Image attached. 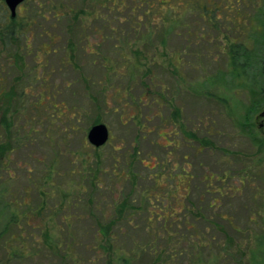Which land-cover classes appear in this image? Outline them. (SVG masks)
I'll list each match as a JSON object with an SVG mask.
<instances>
[{"label": "rangeland", "instance_id": "obj_1", "mask_svg": "<svg viewBox=\"0 0 264 264\" xmlns=\"http://www.w3.org/2000/svg\"><path fill=\"white\" fill-rule=\"evenodd\" d=\"M145 1L156 2L144 0L140 4L143 11L148 8ZM228 1L230 0L196 1L219 6L223 14L219 23L226 27L223 26L218 31L206 26L196 29V14L191 11L183 18V22L190 25L191 35L184 32L185 29L179 30L178 32L183 34L169 35L166 38L167 44L163 47L156 43L158 39L155 33L151 41L145 38L147 45L143 41L134 43L135 36L126 34L133 33V30L129 26L131 24L125 22L124 16H129L128 11L136 8L138 3L125 0L127 10L121 13L122 18L115 21L118 34L115 33L114 40L106 39L101 46L103 53L114 47V68L118 71L115 74L111 72L105 76L106 69L100 66L97 56L87 57L88 59L81 62H78V59L69 60L64 53L62 42L53 46L52 50L55 52L49 55L40 52L42 57L37 55L40 44L48 41L46 35L39 37L38 34L47 31L50 26H67L64 20L56 22L52 18L46 22L40 20V27L33 30L35 34L29 51L25 48L24 39H20V48L15 54V59L18 63L23 61L25 64L21 72L9 65L13 63V56L11 61L9 56L0 58V91L12 86L16 87L17 91L15 111L2 100L0 93V144L5 143L2 124L7 114L8 122L13 123L10 130L11 140H7L12 147L9 159L0 165V209L7 203L14 204L0 216V233L5 226L9 229L8 233L0 238L2 264H9L5 263L6 250L3 249L6 239L12 240L14 245L10 252L19 255V258H14L15 262L12 264H121L117 256L124 252L127 253L125 256L131 257L133 249L139 255L137 260L133 259V264H148L145 261L149 260V255H154V251L148 250L145 256L138 250L139 244L143 247L148 239L144 227L147 207L141 192L152 187L153 181L149 175L156 169L151 170L145 167V164L151 167L155 160L161 162L167 159L170 161V167H174V163L178 165L177 169L173 170L174 173L181 172V167L185 166L180 157L186 153L185 149L166 156V149L158 145L162 140L155 129L168 118L170 103L181 108L183 118L185 121L189 120L190 127L201 128L214 123V127L223 132L222 137L215 140L217 150L203 151L193 157V170L196 174L201 175L204 170L209 169H228L232 175L239 170L243 175L239 193H230L231 195L223 198L219 208L204 211L206 217L222 224L221 229L218 228L219 231L213 234V227H210L208 222L199 221L196 222V233L201 235L205 232L206 240L210 234L215 235V242L222 245L221 249L225 247L228 253H225V260L220 264H239V258L241 264L250 263L251 251L257 246L258 234L264 223V182L257 177L264 170V154L245 132L242 136L235 133L236 117L229 113L226 104L213 96L224 94L225 79H230L228 54L231 41H235L237 45L245 43L242 45L250 48L247 51H252L253 46L257 45L260 34H251V28L254 27L252 23L259 22L258 10L263 8L264 0H244L245 5L240 6L237 11L227 13L224 7L228 6ZM29 4L31 9L30 6L34 3ZM85 6L86 10L92 11L89 4ZM232 6L231 3L229 8ZM78 7L80 8V3ZM20 11L19 9L18 16ZM237 14L241 15L240 18L236 17ZM1 17L0 13V19ZM226 17L230 21L226 20ZM84 21L86 25H101L100 21L96 23L86 16ZM139 31L146 33L143 27ZM202 33L211 44L205 38H201L198 43L193 39ZM225 37H229L228 43L222 41ZM123 38H128L129 45ZM92 41L101 42L96 39ZM262 46L264 45L259 44L260 48ZM175 52L181 59L177 66L170 60ZM146 53L148 60L153 54L158 64L146 60ZM94 58L98 61L95 64L92 62ZM41 60L46 61L45 68L36 65V62ZM249 62L255 64L250 67L254 73L262 64V61L259 58L256 60L255 57L249 59ZM139 63L143 65L136 66ZM76 65L80 69L83 68L82 74L87 81H83ZM35 72H38L41 78H46V93L40 87L41 81L33 80L32 75ZM252 76L254 75L250 72L251 79ZM233 83L232 81L229 84L230 89L234 88ZM23 89L27 94L20 97ZM148 89L151 94L146 92ZM160 91L163 97L158 105L150 95L154 96L152 93ZM41 93H51V100L46 101L45 95ZM246 95L243 90L241 100L244 107L249 104ZM54 103L58 104L55 111L52 107ZM262 112L263 110L255 115V122H262L259 118ZM158 114L161 117L156 116ZM146 117L151 121L148 122ZM97 119L109 127L113 137L110 143L100 149L93 147L87 140L88 131ZM135 121L138 125L146 124L152 129V133L144 135L135 125ZM220 148L227 149V153L232 154L241 151L240 166L237 165L240 156H228L229 161L225 163L224 153ZM136 152L140 153L138 160H133V153ZM189 153L192 155L191 150ZM112 155L118 160L115 173L111 171L114 165ZM142 159L146 161L144 164ZM128 169L131 173L126 174ZM251 171L255 172V177L249 179L245 172L250 174ZM183 178H186L185 174ZM181 182L180 179L178 183ZM231 183L240 187L236 178H231ZM169 185H173V182ZM202 188V185H199V189H194V195L191 197L195 203L199 202ZM125 200L128 201L129 209L125 217L117 222L111 236L115 251L120 252L110 259L108 251L104 249L107 239L100 236V226L116 219L115 208ZM170 200L172 207L181 211L179 216L187 217L190 222L191 216L187 209L177 208L173 204H176L174 199ZM186 202L187 200H184V203ZM188 207L190 208V203ZM254 212L259 213V216H256L255 222L252 223L250 219L254 217ZM12 214L14 223L10 222ZM155 227L163 232L159 237L161 247L169 251L184 250L183 252L187 253L179 257L176 264H189L190 248L186 240V227L173 228L172 232L177 234L179 231L181 234L182 239L179 241L172 240L174 237L179 238L176 234L169 236L164 233L161 228L162 221ZM19 230L25 235L23 243L18 242ZM197 240L193 238L196 245ZM210 243L214 245L211 249L208 245ZM210 243H207L206 249H195L196 254L204 257V260L209 252L213 256L218 253L217 244L211 241ZM23 244L27 246L24 249ZM65 254L69 257L65 258ZM23 255L24 257H21ZM30 255L34 257L29 258Z\"/></svg>", "mask_w": 264, "mask_h": 264}, {"label": "trees", "instance_id": "obj_2", "mask_svg": "<svg viewBox=\"0 0 264 264\" xmlns=\"http://www.w3.org/2000/svg\"><path fill=\"white\" fill-rule=\"evenodd\" d=\"M133 3H138V6L136 8H131L128 12L130 13L129 16H124L125 22H129L131 25L130 27H137L141 28L143 27L144 33H135V42L136 44L141 43L142 41H145V38L147 41H151V37L153 36V33H155L157 37L156 43L159 45H162L163 47L166 46L167 40L166 38L169 35L174 34H183L182 32H178L179 30L185 29L187 34L191 35L190 33V25L185 22H183V18L187 15L188 12L194 11L196 14L195 18V28L201 29L202 27L206 26L207 28H211L213 30H219L223 26L226 27V25L219 23L220 20H222V13L221 8L218 6H213L210 3L202 4L197 3V0H183L181 2L176 0H156V2L151 1L150 3L146 2L147 4V10L143 11L141 9L140 4L144 0H130ZM29 3H34L33 6L31 5V9L28 7L30 5ZM57 3V4H56ZM80 3V8L78 7ZM233 4V8L230 7V4ZM85 4H89L91 6L92 11L89 12V10H86ZM246 2L244 0H234V1H228V6L224 7L225 10H227V13L237 11L240 6L245 5ZM263 8L259 9L258 15H259V22L252 23L254 24V27H252L251 34L258 33L260 34L259 39H257L256 43L257 45L253 46L252 51H247L250 49L246 45H242L245 43H242L241 45H237L235 41H231L232 44H230L229 47V66H228V75L230 79H225L226 87L223 85L224 88V94L215 95L213 97L218 98V100L224 104H226L227 108L229 109V113L234 114L236 117L237 123L243 124V132L247 134V136L250 137L252 143L255 146H258L260 150L263 151L264 154V135H261L259 133H256V126L254 117L257 115L261 110L264 112V46L261 48L259 47V44L264 45V6ZM97 9V10H95ZM105 9V10H104ZM108 9L113 10L114 12V18H113V25L115 27V21L116 19L119 20L122 18L120 15L125 10H127V7L125 5V0H27L26 3L21 7L20 15L16 18H12L9 14V11L7 7L4 4V0H0V13H1V19H0V58H3L4 56H9L8 59L11 61L13 59V63H10L9 65L11 67H16V69L21 72L23 67H25V64L23 61H21V64L18 63V60L15 59V54L19 50L20 39L23 38L25 42V48L27 51L30 49L31 41L33 39V35L35 34L33 32L34 29H37L40 20L46 22L50 20L51 18L53 20H56V22H59L60 20H64L67 23L68 27H75L79 25H86L84 18L85 16L89 19L94 20L96 23L100 21L101 25H107V15L103 16L100 11L104 10L107 11ZM97 12V13H96ZM241 15L237 14L236 17L240 18ZM144 17V20H143ZM228 18L226 17V20ZM229 20V19H228ZM230 21V20H229ZM239 22V19H237ZM228 22V21H227ZM57 24V23H54ZM198 24V26H197ZM251 24V25H252ZM253 26V25H252ZM151 27V28H150ZM158 31H154V30ZM148 30H151V32H148ZM118 34V32H116ZM207 34V32H204ZM126 34H133V33H126ZM42 33L38 34L39 37H41ZM193 35L195 36L194 32ZM201 38L207 39L206 35L203 33L200 34L197 37H194L193 39H196L195 41H199ZM127 40L126 42L129 45L128 38H123ZM188 40V39H187ZM209 41V39H207ZM229 42V37L222 38V41ZM146 41V42H147ZM145 43V42H144ZM198 43V42H197ZM211 44V42L209 41ZM147 45V43H145ZM145 45V46H146ZM151 45V44H150ZM73 47V45L71 46ZM177 54V55H176ZM176 56H178L176 58ZM148 57V54L146 53V60ZM258 58L260 61H262V64L260 67H258V71L254 73L251 71L250 67L255 64H252L249 62V59L252 58ZM258 57V58H257ZM245 60V61H242ZM155 57L151 56L150 63L154 62ZM170 60L174 63L175 66L179 65L181 62L180 55L175 52ZM7 62L5 63V65ZM250 72L254 76L253 79L250 78ZM150 73V72H148ZM33 80H37V73L33 74ZM22 78V77H19ZM234 82V88L230 89V83ZM37 82V81H36ZM221 82V81H220ZM246 91L247 100L249 101V104L247 106H242V100L240 103H238L236 100L239 98V92L242 93ZM16 87L12 86L8 89H3L2 93V100L11 108H14V111L16 110L15 107V98H16ZM25 90L23 89L20 97L26 95ZM232 100V101H231ZM232 103V104H231ZM238 103V104H236ZM236 108H233V107ZM239 106V107H238ZM239 109V110H238ZM180 110H176V116L180 118ZM8 115V114H7ZM7 115L4 118L3 121V132L5 137V143L0 144V165L9 159V154L11 151V144L7 140H11V127L13 126V123L8 122ZM230 115V114H229ZM100 121L97 119L93 124H97ZM259 161V160H258ZM259 179H261L264 182V170L260 172V174L257 175ZM1 194V193H0ZM14 204L7 203L3 206L2 210L0 209V216L3 215L5 210L7 208H10ZM146 205V204H145ZM149 205H146V215L147 217L144 220V227L146 229L148 239L143 247L139 244L138 250H140L143 255L147 256L148 250H153L154 255H149L148 264H176L177 259L181 256L187 255V253L179 250L176 251L172 249L171 251L165 250L163 247L159 244V237L163 232L160 230V228H156L158 226V223L161 221L159 216L157 215V210L148 207ZM13 208V207H12ZM128 201L125 200L122 203L118 204L115 208V214L116 219L109 221L107 225H101L100 228V236H105L107 241L105 240L107 246L104 247L105 251H108L109 258H114L115 255L120 252H116V248H114V244L112 241V232L113 228L116 226L117 222L120 219H123L126 215V212L128 211ZM255 213V212H254ZM253 213V214H254ZM259 213L256 212V215ZM14 223V214L11 216V221ZM17 223V222H16ZM15 223V224H16ZM100 224V223H99ZM17 225V224H16ZM98 225V224H97ZM106 226V227H104ZM161 227L165 234L171 235L173 234L175 236V232L171 231V227L167 225H162ZM179 229L181 226H178ZM186 230L188 231V244L190 248V261L189 264H220L222 261L225 260V253H228L226 251L225 247L223 249L221 244H218L217 242L213 241V235H209L208 239L206 240V237L201 236L200 234L196 233V235L192 236L190 238V225L185 226ZM9 231L8 226H5L2 233H0V238L7 234ZM203 234V233H202ZM180 232L176 234L179 238L172 239V240H181ZM24 234L21 233V230H19V241L18 242H25ZM201 236V237H200ZM13 236H11L12 238ZM197 238V245L194 243L193 238ZM14 241V240H13ZM150 241V242H149ZM214 242L216 243V247H218V253L216 256L210 255L211 253H208V257L206 260H204V257L201 255L196 254V247H199L200 249H206L207 243ZM180 243V242H179ZM257 246L254 248L251 252V259L249 264H264V223L263 228L261 229V232L258 234L257 238ZM210 249L211 246L213 247L211 243L208 244ZM12 240L6 239L5 243L3 244V249L6 250V259L7 261L5 263L12 264L14 261V258L18 257L19 255L16 252H10L13 249ZM22 249L26 248V245H22ZM136 250H131V257H127V253L122 252V255L117 256L119 258V262L121 264H133V259L137 260V257L139 258V255L136 254ZM171 252V253H170ZM241 254V252H238ZM67 254V253H66ZM65 254V258L69 257ZM144 256V257H145ZM4 257V258H5ZM21 257H24L21 256ZM34 256L30 255L29 258H33ZM209 258V259H208ZM68 259V258H67ZM238 263L241 264V258L238 259ZM2 264V262H0Z\"/></svg>", "mask_w": 264, "mask_h": 264}, {"label": "flooded vegetation", "instance_id": "obj_3", "mask_svg": "<svg viewBox=\"0 0 264 264\" xmlns=\"http://www.w3.org/2000/svg\"><path fill=\"white\" fill-rule=\"evenodd\" d=\"M26 1L18 7L17 16H18V10L19 9L21 10V7L26 3ZM100 13L101 14L105 13L107 15V18H108L107 25H78L75 27L65 26V27H60V28L55 27V26L48 27L47 31L44 30L42 32L43 36L46 35L48 41L40 44V46L38 47L39 53H37V55H40V57H42V53L44 55H49L50 53L55 52L52 50L53 46L56 43L59 44L62 42L64 44V53H66L69 60L75 61V59H78V62H81L84 59H88L90 56H93V57L97 56L100 61L99 62L100 66L106 69V72L104 73L105 76L108 74H111V72H113L114 74L115 72L117 73L118 71H115V68H114V65H115L114 64L115 59L113 58L114 57L113 56L114 47L113 49L108 48L106 53H103L101 51V46L104 44V41H106V39L114 40L115 33H116V28L112 24L113 18H114V12L113 10L108 9L107 11L101 10ZM9 14H10V11H9ZM55 29H58V30L55 31ZM139 29L140 28H137V27H134V28L131 27V30H133L132 32H134L133 36H135V33H141ZM43 36L41 35V37ZM92 39L100 40L101 42L100 43H98V41L94 42L92 41ZM72 45L73 47H71ZM92 62L93 64H95L98 61H96V58H94L92 59ZM153 63L158 64V61L155 59ZM36 65L38 66L40 65L41 68L42 67L45 68L46 61L44 62L43 60H41L39 62H36ZM141 65L143 64L141 63L136 64V66H141ZM82 69L83 68L80 69L79 67H77V70L81 74L83 81H87L88 79L85 78V76L82 74ZM38 80L41 81L40 87L46 93L47 91L46 78L45 77L41 78L39 74H37L36 81ZM146 92H148V94H151L150 89L146 90ZM146 92L144 94H146ZM0 93L2 96L3 91H0ZM50 94L51 93H48V95L44 94L46 97L45 99L46 101L51 100L52 96H50ZM152 94H155L154 96L150 95L151 97H153V100H155V103L160 105L161 98L163 97L161 94V91L159 93L154 92ZM238 94H239V98L236 101L240 103L241 93L239 92ZM47 98H49V100ZM134 103L136 104V102ZM57 105L58 104H55V103L52 104L54 111ZM169 107H170V113H169L168 118L165 120V122H161L160 126H157L155 129L157 135L162 140V142L158 143V145L162 149H166V156L168 155L171 156L174 153L177 154L181 149H185L186 153L180 156L181 160L185 162V166L181 167V172L174 173L173 170H176L178 165L174 163V167H170V163H169L170 161H168L167 159L162 160L161 162L159 161L157 162V160H155L154 165L151 167L145 164V167H148L151 170L156 169V171L152 173L151 175H149V178H151L153 181L152 187L144 189L141 192V197L144 200V203L146 205H149L148 207L157 210V215L161 219L162 225L170 226L171 231H173L174 227L176 228L178 226L190 225V238H192V236L196 235V224H197L196 222L205 221V222H208V225L210 227H213V234H214L215 231H219L217 230L218 228L221 229L220 226L222 224L220 222L215 221V219L211 217L210 218L206 217L204 211L207 209L214 210L216 207L219 208L221 206L220 204L223 198H226L229 195H231L230 193L236 195V193H239L241 191V185L243 184L242 172L241 170H239L234 175H232L231 171L228 169H221L219 171H214L212 169L211 170L209 169L208 171L204 170L201 173V175L196 174L193 170L194 168L193 157H195L197 153H202L203 151H210L212 149L217 150L218 148L216 146L215 140H217V138L220 136L222 137L223 132L221 133L220 131H218L219 128L214 127L215 125L214 123L207 124L201 128H195L193 126L190 127L189 120L187 121L184 120L182 110L179 106L170 103ZM177 109L180 110V113H181L180 118L176 116ZM156 116L161 117L159 116V114ZM259 118L262 120V122L255 123V126H256L255 132L259 134L261 133V135H264V122H263L264 112L260 114ZM146 120L148 122L151 121V119L147 117H146ZM99 124H104V123H101L100 121L99 123L94 124L93 126L99 125ZM135 125L138 126V129L141 130V132L144 133V135L152 133V129L148 128L147 125L144 123H140L138 125L137 122L135 121ZM106 127L108 128V131H109V139L107 143L101 147H95L92 145L96 149H100L106 146L113 139L111 130L109 129L107 125ZM234 127H235V133L237 132V134L242 136L243 135V124L236 122L234 123ZM164 129L165 131H163ZM87 140H88V134H87ZM167 148H171V149L167 150ZM113 150L114 152H116L115 148H113ZM190 150L192 151V155L191 153H189ZM226 150L227 149L220 148V151L224 153L223 161L225 163L226 161L228 162L229 161L227 160L228 156H234V155L240 156V158L237 159V165L240 166L241 157H242L241 151L240 152L235 151L234 154H232V152L227 153L228 151ZM133 154H134L133 160H138L140 153L136 152V154L135 153ZM112 160L114 162L113 163L114 165L111 171H114L115 173V166L117 165L118 160L115 155H112ZM141 162L144 164L146 161L142 159ZM200 167H201V163H200ZM129 173H131V171L128 169L126 171V174H129ZM245 173H246V176L249 177V179L250 177H253V176L255 177L254 171H251L250 174H247V172ZM183 174L186 175V178H183ZM231 178H236L240 187L231 185L232 184ZM180 179L182 182L179 184L178 182L180 181ZM170 182H173V185H169ZM199 185H202L203 187L201 189L202 195L199 197V202L195 203L194 199L191 196L194 195L195 188L199 189ZM206 196H208L209 199L206 200ZM171 198H173L174 201L176 202V204L175 203L173 204L176 205L177 208H181L182 210L187 209L188 213H190V216H191L190 222L189 220H187V217L182 218L181 216H179L180 215L179 213L181 211L179 212V210H176L175 207L174 208L172 207L171 205L172 202L170 200ZM184 200H187V202L184 203ZM189 203H190V208L188 207ZM253 216L254 217L250 219L252 223L255 222L254 218L257 216L256 213H254ZM221 218L223 220H227V218L225 217H221ZM237 232H239V230H237ZM206 235L207 234L205 232H203V234L201 233V236L203 237H206ZM213 241H216L215 235H213Z\"/></svg>", "mask_w": 264, "mask_h": 264}, {"label": "water", "instance_id": "obj_4", "mask_svg": "<svg viewBox=\"0 0 264 264\" xmlns=\"http://www.w3.org/2000/svg\"><path fill=\"white\" fill-rule=\"evenodd\" d=\"M26 0H4L8 7L11 17L14 19L17 16V9ZM109 139V131L106 125L99 124L93 126L88 133V141L95 147H101L107 143Z\"/></svg>", "mask_w": 264, "mask_h": 264}]
</instances>
